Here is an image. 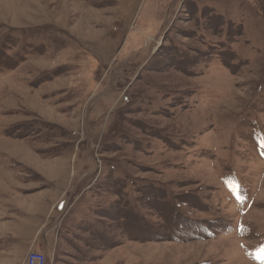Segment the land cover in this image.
Returning a JSON list of instances; mask_svg holds the SVG:
<instances>
[{
  "label": "rangeland",
  "instance_id": "obj_1",
  "mask_svg": "<svg viewBox=\"0 0 264 264\" xmlns=\"http://www.w3.org/2000/svg\"><path fill=\"white\" fill-rule=\"evenodd\" d=\"M44 245L264 264V0H0V264Z\"/></svg>",
  "mask_w": 264,
  "mask_h": 264
},
{
  "label": "built area",
  "instance_id": "obj_2",
  "mask_svg": "<svg viewBox=\"0 0 264 264\" xmlns=\"http://www.w3.org/2000/svg\"><path fill=\"white\" fill-rule=\"evenodd\" d=\"M25 264H46V255L42 251H30Z\"/></svg>",
  "mask_w": 264,
  "mask_h": 264
},
{
  "label": "water",
  "instance_id": "obj_3",
  "mask_svg": "<svg viewBox=\"0 0 264 264\" xmlns=\"http://www.w3.org/2000/svg\"><path fill=\"white\" fill-rule=\"evenodd\" d=\"M176 1H177V0H176ZM174 3H175V2H173L171 5H173ZM163 28H164V26L162 25V26L160 27V29H159V31H158L156 37L160 34V32L163 30ZM151 48H152V47L150 46L149 49H148V51H147L146 59L149 57V55H150V53H151ZM144 62H145V61H144ZM109 92H110V91H103V92H100V93L96 94V95L91 99V101H90V103H89L88 106L91 105V103H92V101H93L94 99H96L97 97H100V96L107 95ZM43 252H44L45 255L47 254V252H46V246H45V245H44V250H43Z\"/></svg>",
  "mask_w": 264,
  "mask_h": 264
},
{
  "label": "bare ground",
  "instance_id": "obj_4",
  "mask_svg": "<svg viewBox=\"0 0 264 264\" xmlns=\"http://www.w3.org/2000/svg\"><path fill=\"white\" fill-rule=\"evenodd\" d=\"M234 238H235V237H234ZM245 262H247V263H249V264H253L252 262H250V261H248V260H246V259H245Z\"/></svg>",
  "mask_w": 264,
  "mask_h": 264
},
{
  "label": "snow or ice",
  "instance_id": "obj_5",
  "mask_svg": "<svg viewBox=\"0 0 264 264\" xmlns=\"http://www.w3.org/2000/svg\"><path fill=\"white\" fill-rule=\"evenodd\" d=\"M234 190V189H233ZM238 199H243V197H238Z\"/></svg>",
  "mask_w": 264,
  "mask_h": 264
}]
</instances>
